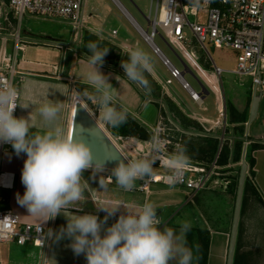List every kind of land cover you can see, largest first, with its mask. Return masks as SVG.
I'll return each instance as SVG.
<instances>
[{"label": "rangeland", "instance_id": "obj_1", "mask_svg": "<svg viewBox=\"0 0 264 264\" xmlns=\"http://www.w3.org/2000/svg\"><path fill=\"white\" fill-rule=\"evenodd\" d=\"M119 1L143 29L148 32L151 31L152 25L149 20L153 19L155 16L157 0ZM203 14L204 11H201L200 15ZM84 16L86 17V20L80 31L79 29L78 31H75L72 20L65 17L25 13L21 22H18V20L15 22L14 12L10 8L7 0H0V37L9 31L12 32L14 27H19V31L22 34V44H24L23 47L25 49L17 52L15 67L18 71L26 70L30 73L35 72L31 68L24 69L21 67L20 63L22 59L47 64H56L62 66L64 71H70V73H72V68L75 63H78L79 68L90 66L86 63L87 61L84 57L90 56V52L87 48V45L90 42L96 43L100 50L109 48V51L104 58L109 59L110 62L113 63V66L120 68L123 71L124 69L121 67V62L128 59L125 53L129 49L140 47L147 51L152 57V62L157 66L164 83L158 82L154 77L152 78L151 73L145 72V77L149 81L150 91L146 93L137 86H130L129 94L125 97H127V99H136L133 107L142 104L143 101L148 98L151 99L150 101L148 99L149 102L146 106L150 104L148 107H151V113L147 117L151 119L152 123L144 124L143 126L149 134L148 139L141 140L131 136L112 134L110 132V125L106 124L101 119L98 105L92 99V97L96 95V92L90 86L89 82H85L83 79H81V81L77 80L75 85L71 87L70 92L74 95L73 99H79L85 104L129 160L138 157H147L151 159L154 155L151 151V142L153 137L158 136L163 141V148L166 155L174 154L178 149H183L185 155L189 158L190 163L200 161V163H202L201 166L207 168V171H210L211 174L206 186L194 197V199H192L194 202L192 205H196L199 208L200 214L197 223L198 226L200 225V222L201 226H205L202 224L203 220L211 221V219H214L213 227L219 226V220L222 219L223 215L220 209H222L223 205L227 204V202H230L231 206L234 205L241 160L236 162V172L234 174H223L224 172L218 170L216 164V160L221 151V148L219 150V143L214 155L210 157L207 153H203L196 149V147L208 149L211 144L209 141L211 134L200 125L196 127L194 124V122H196L195 120L186 118L180 111L179 104L176 101V99L193 101L192 98L179 81L170 75L167 66L162 64L159 58L153 54L149 43L141 35L142 33L140 34L132 25L114 0H86L84 5ZM189 19L194 21L195 16L189 15ZM185 31L186 40H184L183 43L189 51L194 52V56L203 67L206 65L201 58L206 54L208 57L210 55L215 64L223 69L232 70L236 68L238 57L237 50L225 47H215L208 41L205 42L206 49L200 48L191 31L188 28H185ZM158 32L159 33L156 34L153 39L154 42L159 46L171 63L183 71L185 68L184 62L185 64L188 63L187 59L182 58L177 52L173 51L163 39V33L159 27ZM24 34L28 36V39L23 37ZM5 46L8 48L7 51L12 53L13 38H9L8 41H6ZM210 61L209 63L211 64L212 60L210 59ZM64 65L68 66V68ZM209 68L212 69V64ZM74 71L75 77L80 79L77 75L79 72H76V70ZM81 73L83 72H80L79 74ZM203 73L208 74L204 70ZM183 76L194 90L197 92L201 91L202 86L199 79H197L191 72L185 71ZM167 78H170L172 82H165ZM221 78L226 98H232L233 88L243 90L246 94L245 99L248 98L250 91L253 89L252 79L250 77H245L243 78L244 80L241 81L239 76L227 71L221 74ZM13 84L16 88L19 87V77L17 74L14 76ZM212 86L215 88L213 84ZM207 90L209 93L207 96L203 97V100L205 98V104L203 102H196L197 104H195V108L198 112L208 114L210 111L212 114L218 115V118L221 119V125H223V116L220 115L217 99L211 90L208 88ZM141 106L142 105H140V107ZM206 107L208 111H205ZM141 113L145 114L146 112L142 111ZM139 125L141 126V124ZM226 132L230 135L237 133L235 129L233 130V128L229 127ZM242 136H245V130H243ZM246 137H248V135H246ZM153 168L154 172L168 171L164 166H160L159 160L156 161ZM110 170L111 169L98 175L93 174L94 183L99 186L101 191L105 194H115L114 191H116V193L121 192V195L124 196L129 193V191L120 188L116 184L115 179L113 181L114 183L110 182L106 184L104 182V176L106 175L107 177L108 175H111ZM90 173H92L91 170ZM148 179L149 177L137 180L135 184L141 185ZM93 186V184H90V189L94 188ZM7 196L8 195H4L5 200L0 201V203L7 202ZM196 211L195 208L191 206L177 208L171 217L174 216L175 220H179L181 216L194 218V216H196L194 215ZM16 247L18 248V245ZM22 254L23 253L15 255L16 264H27V255Z\"/></svg>", "mask_w": 264, "mask_h": 264}, {"label": "clouds", "instance_id": "obj_2", "mask_svg": "<svg viewBox=\"0 0 264 264\" xmlns=\"http://www.w3.org/2000/svg\"><path fill=\"white\" fill-rule=\"evenodd\" d=\"M91 71L87 73L90 86L96 95L92 97L98 105L101 119L112 127H119L127 121V110H118L112 85L99 71L109 48L100 50L98 45H87ZM127 60L121 62L125 76L146 93L150 91L145 72L153 71L152 57L143 48L129 49ZM18 94L10 85L0 86V142L11 143L19 155L25 153L21 182L25 192L17 193V200L34 217L48 220L61 215L84 199L86 189L83 173L92 174L109 171V159H97L90 146L69 135L57 126L59 106L45 103L39 108L45 131L33 133L35 125L28 118L13 115L18 103ZM28 108L29 104H19ZM153 157H138L116 162L110 172L116 184L125 191H131L135 182L154 175L153 165L159 160L168 170L165 177L170 187L182 180L190 166V160L183 149L166 155L163 141L157 136L151 142ZM123 205L99 207L107 215L101 220L95 214L73 215L67 218L66 226L53 234L56 240L65 237L71 240L70 247L76 255L83 254L87 264H193V252L186 246V234L191 230L190 222H181L179 232L170 227L161 228L157 208L145 202L135 212H122L111 226L105 227L108 217L113 216ZM103 231V235L101 232Z\"/></svg>", "mask_w": 264, "mask_h": 264}, {"label": "crops", "instance_id": "obj_3", "mask_svg": "<svg viewBox=\"0 0 264 264\" xmlns=\"http://www.w3.org/2000/svg\"><path fill=\"white\" fill-rule=\"evenodd\" d=\"M14 20L15 22L17 20L15 15ZM17 30H19L18 26L16 28L14 27L12 32L9 31L6 34L1 35L0 56L3 53V49H6V51L8 49L5 46L6 41H8L9 38H13L14 32ZM19 33L22 37L20 31ZM23 37L28 39V36L25 34ZM150 49L152 50L153 54L159 58L162 64H164L161 56L156 54L151 46ZM191 52L197 63L206 72L211 73L212 69L209 67L215 62L210 57V55L209 57L212 60L211 64L209 63V57L203 52L205 55L201 58V60L203 59L202 61L206 65L203 67L194 56V52ZM84 57L86 58V63H88V56ZM20 64L24 69H33L35 73L27 72L24 69V71H20L23 73L19 78V87L17 88L20 92V97L14 116L17 118H28L31 116V123L35 125V127L30 129V131L33 133L42 134L45 131V128L42 117L39 114V108L45 103L59 106L60 112L56 124L57 126L63 128L65 132L70 135L72 115V109L69 101V95L71 93L70 89L75 85L77 80L81 81V79H83L85 82H88L87 73L92 70L91 66L79 68L78 63H75L72 68V73H70V71H64L62 66H58L56 64L34 62L25 59H22ZM184 67L190 68L189 62L186 64L184 62ZM66 68H68V66H66ZM74 70L79 73L83 72L81 74H77L80 79L75 77ZM99 71L107 77L108 82L113 88H115V106L118 108V110L121 108L126 109L127 116L133 118V120H135L138 124H141L142 127L144 124L152 123L151 119L147 117L151 113V107H148L150 104L146 106V104L151 99L148 98L149 101L146 99L142 104H138L136 107H133L135 105L136 99H127V97H125L127 94H129V87L136 86V84L127 79L125 72L122 69L113 66V63L110 62L109 59L104 58L103 64L99 66ZM185 71L188 70L184 69V73ZM191 72L193 74V71ZM151 74L152 78L154 77L158 82L164 83L163 78L159 74L157 66L154 63ZM240 79L241 81L244 80L243 78ZM208 81L213 84L210 79H208ZM199 82L203 87L204 84L201 81ZM250 92L252 96V91ZM208 93H205L204 97L207 96ZM245 95L246 94L243 90L233 88L232 98H226L224 91L226 110L225 115L223 116V125H221V119L218 118V115L212 114L210 111L208 114L198 112V110L195 108V104H197L195 101L176 99L179 104L180 111L186 118L195 120L196 123L198 122V125L208 130L211 136L219 138V144L221 141L222 143L224 141L228 142L230 147L229 161L224 165H217L218 170L223 171V174L229 175L236 172L235 166L237 161H233L231 158L234 146V141L232 139H234L233 137L239 133L241 128L245 130L246 121L248 120L251 100L249 102V95L248 98L245 99ZM72 96V100H74V95L72 94ZM202 102L205 104V98L204 100L202 99ZM19 104H29V107L23 108ZM140 105L142 106L140 107ZM228 105H232L235 109L232 118L229 113ZM142 111L146 113L143 114L141 113ZM205 111H208L207 107ZM240 116H242L245 121L242 122L239 120ZM95 119L97 120V118ZM228 127L233 128V130L235 129L237 134H227L226 131ZM238 136L244 141H247V150L250 142L264 143V95H262L259 101L257 115L253 122L249 125L248 137L242 136L241 134H238ZM251 154L255 159V164L253 166V170L255 172L253 176V182L256 191L249 193L247 202L240 211V219L232 264H264V148L253 149ZM26 158L27 156L25 153H20L17 155L12 145L4 152L1 159V171L12 175L13 187L8 191L0 190V195H8L7 202L0 203V210L11 207L19 213L22 222L42 224L46 226L47 230L49 231V241L45 248L34 246L30 241L23 244L25 246L18 245V248L15 244L5 245L2 251L6 262L9 264H16L15 255H20L21 253H23L22 255H27V264H87L86 257L83 254L76 255L73 252L72 248L70 247L71 240L69 238L65 237L64 239L56 240L55 237H53V234L58 233L61 227L66 226L67 218L65 216L71 217L73 215L95 214L101 220H104L107 213L99 207L111 208L118 204L124 206L113 216L108 217L105 227L111 226L113 223H115L122 212H135L145 202L152 203L157 208V215L161 221V228L170 227L175 229L178 233L181 222L187 221L191 223L192 227L198 226L197 221H199L198 218L200 214L199 208L196 205H192L194 203L193 200L191 202L186 201L187 194L182 188L175 186L170 187L166 182L144 181V185L135 184L134 189L129 191L128 194L130 200H125L124 196L121 195V192L116 193V191H114L115 194L103 193L101 188L94 183V177L93 174L90 173V170H86L83 173V178L85 179L87 186L84 192V199H82L81 202L68 209H62L61 215H58L55 218L44 220L42 218L34 217L30 215L27 208L18 203L17 200V193L22 196L25 192V187L21 182V175ZM194 163L202 165L200 161H195ZM105 177L106 175L104 176V182L107 184L109 182L105 181ZM90 184H93L94 188L90 189ZM186 206H191L195 208V211L197 210L196 213H194V215H196L194 218L181 216L179 220H175L174 216L171 217L175 209ZM233 210L234 205L231 206L230 202H227V204L223 205L222 209H220L221 213L223 214L222 219L219 220L220 225L217 227H213V221H215L214 219H211V221L203 220L202 222V224L207 226V228L210 230L207 264H227ZM199 226H201V222ZM103 234L104 233L102 231L101 235ZM171 264H176V261H172Z\"/></svg>", "mask_w": 264, "mask_h": 264}, {"label": "built area", "instance_id": "obj_4", "mask_svg": "<svg viewBox=\"0 0 264 264\" xmlns=\"http://www.w3.org/2000/svg\"><path fill=\"white\" fill-rule=\"evenodd\" d=\"M114 1L121 3L119 0ZM84 5L85 0H9V6L19 22L25 13L65 17L72 20L75 31L78 29L80 31L85 21ZM201 11H204L203 15H200ZM189 15L195 16V20L191 21ZM149 21L152 29L150 32L146 31L151 37L149 40H145L153 51L158 55L162 52L153 40L159 33V27L163 33V39L173 51L182 58H186L190 63V68L185 67L184 69L188 71L191 69L193 75L200 79L199 81L215 95L220 115L224 116L226 110L221 78L223 72H232L240 78L250 77L252 79V91H260L261 97L264 95V0H157L155 16ZM185 28L191 31L200 48L206 49L205 42L208 41L215 47L237 50L236 68L226 70L213 63L211 73L206 72L183 43L186 40ZM13 38L12 53L3 49L0 56V86L10 85L14 88L18 94V103L20 92L14 86L13 80L16 74L19 78L22 75L15 66L17 52L24 50V44H22L19 30L14 32ZM183 49L193 57L202 70L214 79L219 90L212 86ZM162 61L169 68L170 75L188 91L192 100L202 103L205 91L203 89L200 92L194 90L184 79V70L177 68L168 58H164ZM166 82L170 83L171 79H167ZM10 147L11 143L0 142V190L4 191L13 187L12 175L1 171L2 156ZM160 166H163L161 162ZM210 174L211 172L207 171L204 166L190 163L182 180L175 184V187L185 190L186 201L191 202L206 186ZM167 175H169L168 171L154 172V175L149 177L147 181L166 182L165 177ZM114 179L112 175L105 177V181L109 183L113 182ZM143 183L142 185H144ZM4 200L5 197L0 195V201ZM29 241L34 246L45 248L49 241V231L46 226L22 222L19 213L11 207L0 210V264H9L6 262L2 251L5 245H23Z\"/></svg>", "mask_w": 264, "mask_h": 264}, {"label": "water", "instance_id": "obj_5", "mask_svg": "<svg viewBox=\"0 0 264 264\" xmlns=\"http://www.w3.org/2000/svg\"><path fill=\"white\" fill-rule=\"evenodd\" d=\"M129 15L133 18V16L129 13ZM136 29L139 33L145 37V39L149 40L150 35H148L147 31L143 29L138 22L133 18ZM143 31V32H141ZM162 59L166 58V56L161 52L159 53ZM191 72V70H189ZM205 93H208L207 88L203 85L202 87ZM72 94L69 95L70 106L73 105L72 115H71V127H70V135H73L75 138L84 141L87 143L94 156L97 159L105 160L109 159L112 162L107 164L108 169H112L116 166V162L129 160L126 155L121 151V149L117 146V144L113 141L108 132L100 125V123L95 119V117L91 114V112L87 109V107L83 104V102L79 99L72 100ZM261 99V92L253 90L251 96L250 110L248 120L245 125V137L248 135L249 125L253 122L257 115L259 101ZM69 106V108H70ZM222 146V142L220 143L219 150ZM247 154V141H244L241 152V162H240V170L237 181V189L232 217V225L229 239V247H228V258L227 264H232L234 250L236 245V238L238 232V225L240 219V211L242 205V197H243V189L245 183V177L248 173V162L246 160Z\"/></svg>", "mask_w": 264, "mask_h": 264}, {"label": "trees", "instance_id": "obj_6", "mask_svg": "<svg viewBox=\"0 0 264 264\" xmlns=\"http://www.w3.org/2000/svg\"><path fill=\"white\" fill-rule=\"evenodd\" d=\"M9 3V0H7ZM251 100V92L249 94V102ZM229 113L232 118L233 112L235 109L232 105H228ZM239 120L242 122L245 121L242 116L239 117ZM195 126L198 127V124L194 122ZM200 127V126H199ZM110 132L114 135L120 136H131L141 140H146L149 137L148 132L141 127L135 120L131 119L127 116L126 123L122 124L119 127L110 126ZM243 128L239 130L238 134L242 135ZM237 134V133H236ZM238 134L233 137L234 141L233 152H232V160L239 161L241 160V152L243 146V139L238 136ZM209 141L211 144L208 149L203 147H196L197 150H200L203 153H207L210 156L214 155L217 150L219 138L210 136ZM256 148H264V143L259 142H250L246 155V160L248 162L249 168L248 173L245 177L244 189H243V197H242V205L241 210L243 209L245 203L247 202L249 193L255 192V185L253 182V176L255 174L253 170V166L255 164V159L253 158L251 151ZM230 155V147L227 141L222 143L221 151L219 153L218 159L216 160L217 165H224L229 161ZM208 160V159H207ZM129 193L124 195L125 200H130ZM258 194V193H257ZM209 238H210V230L206 226H195L192 227L191 230L186 234V246L190 248L193 252V264H207L208 257V249H209ZM238 245V243H237Z\"/></svg>", "mask_w": 264, "mask_h": 264}, {"label": "bare ground", "instance_id": "obj_7", "mask_svg": "<svg viewBox=\"0 0 264 264\" xmlns=\"http://www.w3.org/2000/svg\"><path fill=\"white\" fill-rule=\"evenodd\" d=\"M117 4H118V6H119V8L121 9V11L125 14V16L128 18V20L132 23V25L135 27V28H137L136 27V25H135V22H134V20H133V18L129 15V11L121 4V3H119L118 1H117ZM141 32H143V31H141ZM145 38V37H144ZM184 51H185V53L190 57V59L196 64V66L197 67H199V69L202 71V73H203V70L200 68V66L195 62V60L193 59V57L185 50V49H183ZM205 76H206V78H208V79H210L212 82H213V84L216 86V89H218L219 90V87H218V85L216 84V82L214 81V79L210 76V75H208V74H205V73H203ZM221 101L219 100V103H220ZM71 109H73V105H71Z\"/></svg>", "mask_w": 264, "mask_h": 264}]
</instances>
